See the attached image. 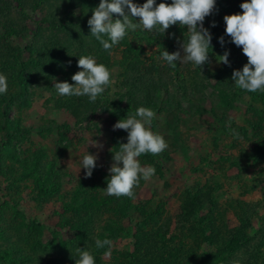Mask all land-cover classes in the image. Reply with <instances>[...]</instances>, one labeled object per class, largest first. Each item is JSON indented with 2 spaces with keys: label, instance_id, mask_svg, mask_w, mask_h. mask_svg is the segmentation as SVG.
Returning <instances> with one entry per match:
<instances>
[{
  "label": "rangeland",
  "instance_id": "obj_1",
  "mask_svg": "<svg viewBox=\"0 0 264 264\" xmlns=\"http://www.w3.org/2000/svg\"><path fill=\"white\" fill-rule=\"evenodd\" d=\"M245 2L249 0H236L233 14H242L240 5ZM52 10L41 0H0V74L8 81L4 96L18 93L10 81L14 69L1 67L4 58L44 44L63 50L72 42L67 29L58 26V17L51 19ZM186 30L174 25L164 34L145 31L172 47ZM141 45L143 61L153 57L159 63L160 47ZM68 55L77 66L84 54L78 50ZM114 56L115 62L106 66L112 83L100 104L101 96L92 103L87 96L58 95L53 78L68 82L69 75L30 66L26 102L16 98L6 115L11 150L0 153V264H75L76 248L90 251L95 264H121L139 235L156 242V258L163 246L180 261L185 251L199 255L205 233L213 236L214 255L229 242H240L224 264H264V92H248L235 83L220 92L206 79L214 69L199 71L191 64L182 70L179 82L171 75L162 77L160 87H168L161 95L144 85H132L127 94L117 81L122 69L119 54ZM23 60L34 59L25 54ZM69 101L72 109L65 106ZM139 107L155 112L151 131L163 136L168 148L159 155L138 157L141 166L154 167L155 174L140 180L134 198L108 196L103 189L112 154L120 143H127V132L114 131L113 125ZM3 111L2 105L0 115ZM90 139L103 147L89 145ZM87 152L98 157L90 178L80 169ZM36 156L42 157L43 165L53 162L50 181L59 189L49 197L39 196L38 184L25 175ZM80 199L89 206L64 208ZM88 217L91 221L85 222ZM81 222L91 227L84 237H91L93 244L76 241L75 234L83 232L71 227ZM201 223L207 225L204 231ZM97 239L112 241L110 257L104 256L107 246L96 248Z\"/></svg>",
  "mask_w": 264,
  "mask_h": 264
},
{
  "label": "clouds",
  "instance_id": "obj_2",
  "mask_svg": "<svg viewBox=\"0 0 264 264\" xmlns=\"http://www.w3.org/2000/svg\"><path fill=\"white\" fill-rule=\"evenodd\" d=\"M216 0H171L170 4L156 0H146L142 6L134 4L132 0H100L98 7L92 10L91 18L87 21L90 35L110 50L125 37L127 30L136 31L138 28L152 32L156 30L162 34L171 26L179 25L187 31V41H178L179 50L169 54L162 50L158 59H163L169 66L175 68L174 62L191 63L194 68L202 71L208 62L212 36L204 28V20L213 13ZM242 14L226 15L223 17L225 34L231 42L242 49L247 63L242 70H234L231 79L235 85L248 92H264V0H249L240 5ZM127 9V13L126 10ZM113 14L122 19L113 20ZM139 18V22H134ZM215 23L211 27H215ZM170 34V38H171ZM104 37H107L105 39ZM110 41V43H109ZM218 42L224 45L223 36ZM229 52L217 57L219 62L229 65ZM77 67L82 69L75 73L68 82H55L54 86L61 96H87L94 103L99 96L111 85L110 70L103 64L97 63L90 55L78 58ZM8 89L7 76L0 74V95L6 94ZM155 112L146 107H139L135 113L120 119L113 125V130L127 132V143H120L119 150L112 154L113 163L108 173L106 195L134 198V188L139 186L140 180L148 181L155 174V168L150 165L141 166L138 157L144 154L159 155L168 148L163 136L151 131V124ZM89 145L102 148L95 140L90 139ZM97 156L87 154L83 156L80 169L85 170V178L92 176L97 167ZM97 249L108 247L105 257L111 256L112 241L97 239ZM79 259L75 264H95L94 256L86 249L76 248Z\"/></svg>",
  "mask_w": 264,
  "mask_h": 264
},
{
  "label": "trees",
  "instance_id": "obj_3",
  "mask_svg": "<svg viewBox=\"0 0 264 264\" xmlns=\"http://www.w3.org/2000/svg\"><path fill=\"white\" fill-rule=\"evenodd\" d=\"M20 1V0H17ZM51 4L50 17L51 19L58 17V26L64 31L70 33L72 42L67 43L66 49L63 51L60 48H54L50 45L44 44L41 47H36L35 49L26 48L21 50V52L16 57L4 58L2 60L1 67L5 70L7 68L14 69L15 73L10 77V81L17 87V94L14 96L6 97L0 95V106H4V111L0 115L2 119L0 121V131L2 132V139L0 140V153L3 154L10 152L11 146V130L9 124L6 120V115L9 109L11 108V103L14 100L22 98L26 102V86L30 79V66L34 68H46L50 67L51 69L59 72L61 75L68 77V83L72 84L71 77L79 71V68L76 65L71 63L72 57L68 54L77 53L79 50L81 54L90 55L96 59L99 64L108 66L111 60H114V55L119 54L120 64L122 68L121 72L118 75L117 81L122 89L127 90V94L130 93L132 85H139L145 87H154L156 93L162 94L163 91H166L168 85L161 88L163 76L171 75L175 78L176 82H179L181 78L182 70L185 68H190L191 63H181L180 61L174 62L176 64L175 68L168 65L163 59H158L159 63L156 62V58L149 57L148 63L143 61L142 56L144 55V49L141 43L152 44L158 49V56L162 50H166L169 54L179 50V43L173 45L172 47H166L162 42H159L154 36L148 35L145 30L138 28L136 31L127 30L125 37L119 42V44L113 46L110 50H105L103 46L97 41L94 37L90 35V29L87 24V21L91 18L92 10L98 7L100 0H41ZM56 1V3H55ZM161 2L170 4L171 0H159ZM236 0H216V6L213 10V13L205 18L204 28L208 29L211 36V49H209V59L208 62L203 66V70L214 69L213 73H208L206 79L207 81H213L214 87L220 92L224 91V86H230L234 81L231 79L232 73L234 70H242L243 66L247 63V58L242 54V49L237 47L231 42V38L225 34V27L222 25L224 22L223 14L233 15V9ZM4 2V0H3ZM134 4H138L137 0H132ZM6 7V6H5ZM7 8V7H6ZM126 11V10H125ZM127 13V12H126ZM122 19L113 14V20ZM134 22H137V18L134 19ZM139 22V21H138ZM137 22V23H138ZM215 23V27L211 25ZM224 38V45L218 42L219 38ZM107 39V37H104ZM180 41H187V34L180 37ZM110 43V41H109ZM71 51V52H70ZM225 51L229 52L228 61L229 65H225L219 62V56L223 55ZM28 54L33 56V61L29 63L23 60V55ZM162 64H161V63ZM199 70L198 68H194ZM211 74V75H210ZM16 96V97H15ZM253 97V96H252ZM106 99V94L101 95L98 103L104 102ZM65 106L69 109L73 108L72 103L69 101ZM42 157L36 156L29 167V170L26 171L25 175L28 178H33V183L38 184L39 190L38 195L49 197L58 191V187L50 179L53 177V162H46L44 165L41 162ZM1 171V164H0ZM74 202V201H73ZM87 200L80 199L76 203H68L64 205L65 209H75L78 210V206H89ZM78 208V209H77ZM151 211V210H150ZM146 216H148L146 214ZM91 217L85 220V222H90ZM85 222L78 223L72 228L73 231L79 230L83 233L75 234L76 241L78 244L86 243L90 238L86 239L85 233H91V227H84ZM202 230L207 229L206 223L200 224ZM85 228V229H84ZM208 228L210 226L208 225ZM136 241L133 245V252L124 253L123 261L121 264H182V260L188 264H224L226 263L231 255L238 250L240 247V242L231 241L228 243L227 248L220 253L214 255L211 253V248H213V236L211 234L205 233L203 235L202 248L199 250V255L197 252L185 251V259H181L175 253L168 254L167 251L161 246V251L158 254L159 257L156 258V252L159 251L156 249V242L150 243L147 241V236H137L135 237ZM154 241L153 239H150ZM92 243V242H91ZM93 244V243H92ZM163 250V252H162ZM156 251V252H155ZM155 253V254H154ZM126 254V255H125ZM99 261V260H98ZM97 261V262H98ZM197 261V262H196ZM197 263V264H198ZM49 264H62L61 261H56Z\"/></svg>",
  "mask_w": 264,
  "mask_h": 264
}]
</instances>
